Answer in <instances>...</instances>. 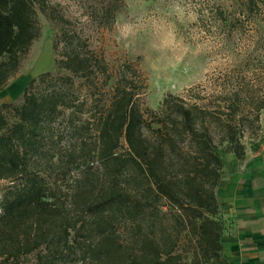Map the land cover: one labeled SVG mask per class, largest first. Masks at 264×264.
Masks as SVG:
<instances>
[{
    "label": "trees",
    "instance_id": "obj_1",
    "mask_svg": "<svg viewBox=\"0 0 264 264\" xmlns=\"http://www.w3.org/2000/svg\"><path fill=\"white\" fill-rule=\"evenodd\" d=\"M45 1L0 0V90L38 37L36 10L44 13ZM258 3L261 7L264 0H243L238 14L228 19L229 25L241 26L240 18L252 15V7ZM254 32L258 36L259 32ZM87 64L76 53L66 54L64 59L55 60L53 72L29 80L15 102L0 104V183H4L0 189L2 261H16L34 252L32 264H65L71 240L78 244L74 236L84 231L82 235L88 237L90 232L96 234L80 250L81 258L89 264H228L222 239L233 222L223 216L226 206L219 201L217 187L226 163L236 165L245 156L240 134L228 119L224 122L221 147L212 146L206 129H198L194 120L204 112L194 105L167 104L164 98L158 121L161 124L167 119L170 133L148 148L143 145L141 133L144 118L135 104L134 93L126 87L114 89L106 115L99 121L100 145L96 155L100 169L85 166L82 174L84 182L106 177L111 185L96 192L85 187L75 189L73 197L78 200L82 214L89 218L86 227L84 223L75 227L67 220L57 225L56 220L65 219L61 215L62 204L58 203L49 179L35 166L52 143L53 126L64 111L76 107L77 86L70 76L85 74ZM66 71L72 75L64 74ZM225 104L227 113L235 115L236 97ZM263 111L264 105H260L249 113L250 127L257 135ZM175 135L189 140L193 154L178 163L179 174L170 180L163 174L167 161L163 148L173 151L177 143ZM119 140L127 148L125 156L113 153ZM127 173L143 190L137 197L124 192L116 183L118 176ZM160 200L175 210L179 218L168 230L163 228L165 214L156 203ZM121 220L133 223L137 235L141 227H146L151 235L138 240L136 253L126 252L118 241L113 223ZM182 233L188 237L189 246L181 255L177 249ZM91 239L96 242L92 244Z\"/></svg>",
    "mask_w": 264,
    "mask_h": 264
},
{
    "label": "rangeland",
    "instance_id": "obj_2",
    "mask_svg": "<svg viewBox=\"0 0 264 264\" xmlns=\"http://www.w3.org/2000/svg\"><path fill=\"white\" fill-rule=\"evenodd\" d=\"M241 3L243 0H46L44 13L36 10L39 35L0 90V104L15 102L29 80L53 72L55 60L64 59L66 54L76 53L88 63L83 75L64 73L72 75L77 86L76 107L64 111L53 126L52 143L35 166L49 179L62 204L65 219L56 220L57 225L67 220L75 227L81 223L86 227L89 218L73 197L75 189L85 187L96 192L111 185L106 177L84 182L82 174L85 166L92 165L95 170L101 167L96 155L100 145L97 129L115 88L126 87L134 93L144 118L143 145L148 148L170 133L168 120L161 124L158 121L164 98L167 104L183 103L202 110L204 113L194 120L198 129H206L212 146L221 147L228 119L240 134L245 150L256 145L259 133L250 127L249 113L264 105V5L252 7V15H243L241 26L237 23L232 27L228 19L238 14ZM254 31L259 32L258 36ZM234 96L235 115L227 113L225 104ZM263 115L264 111L260 117ZM175 140L173 151L163 148L164 161L167 158L163 174L170 180L179 174L178 163L193 154L189 140L176 135ZM126 151L119 140L113 153L125 156ZM49 156H53L51 161ZM244 165V158L235 166L226 163L222 179H227L236 167L241 171ZM116 183L131 196L137 197L143 191L129 173L118 176ZM156 203L165 214L163 228L168 230L179 222L175 210L163 200ZM113 225L126 252L136 253L138 240L145 235L151 237L146 227L139 228L137 235L133 223L121 220ZM83 233L79 231L78 236ZM89 235L74 236L79 243L71 240L65 264H89L81 258L80 251L86 240L96 237L92 232ZM180 237L177 250L182 255L189 245L186 235L182 233ZM91 240L92 244L96 242ZM33 262L34 252L8 263L0 258V264Z\"/></svg>",
    "mask_w": 264,
    "mask_h": 264
},
{
    "label": "crops",
    "instance_id": "obj_3",
    "mask_svg": "<svg viewBox=\"0 0 264 264\" xmlns=\"http://www.w3.org/2000/svg\"><path fill=\"white\" fill-rule=\"evenodd\" d=\"M244 164L217 187L223 216L233 222L222 239L223 255L228 264H264V115L259 141L245 151Z\"/></svg>",
    "mask_w": 264,
    "mask_h": 264
}]
</instances>
